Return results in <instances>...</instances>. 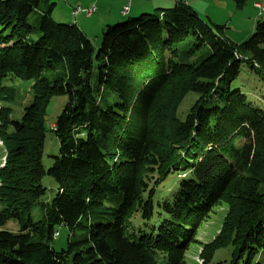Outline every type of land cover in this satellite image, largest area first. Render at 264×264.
Wrapping results in <instances>:
<instances>
[{
    "label": "trees",
    "instance_id": "obj_1",
    "mask_svg": "<svg viewBox=\"0 0 264 264\" xmlns=\"http://www.w3.org/2000/svg\"><path fill=\"white\" fill-rule=\"evenodd\" d=\"M48 1L0 0V103L16 96L2 79L32 82L20 121L10 107L0 111V264H184L199 226L222 205L202 264L225 249L227 264H264V111L230 88L242 64L264 84V20L234 44L174 0L108 25L96 50L75 22L52 19V5L35 27L27 23ZM247 1L232 0L237 8ZM203 48L198 64L176 60ZM188 93L199 98L178 121ZM55 96L67 102L51 125L58 149L45 169L44 120ZM44 175L57 186L45 203ZM36 204L44 215L33 222ZM60 227L68 236L56 251Z\"/></svg>",
    "mask_w": 264,
    "mask_h": 264
},
{
    "label": "rangeland",
    "instance_id": "obj_2",
    "mask_svg": "<svg viewBox=\"0 0 264 264\" xmlns=\"http://www.w3.org/2000/svg\"><path fill=\"white\" fill-rule=\"evenodd\" d=\"M258 3L264 8V0H248L242 8H237L232 0H188V6L191 7L198 17L205 22H209L215 26L222 28L223 36L234 44H239L251 36L255 30L256 23L264 20V12H261L255 4ZM52 5L51 17L56 22L72 23L76 18L78 26L83 30L86 37L92 42L97 50L100 46V37L106 31L107 26H114L125 21L129 17H137L141 14H152L158 9L172 8L174 0H49L43 2L39 8H36L28 18L27 23L33 27L36 26V20L42 10ZM128 5L129 15L120 14L123 6ZM79 6L82 9L94 6L95 12L90 17H85L81 12L76 17H71L70 9ZM36 38V35L33 36ZM192 42V38L187 37L180 44L187 47ZM207 48L196 51L193 55L185 57H177V61L185 64H198L207 54ZM45 77L52 79L55 73L45 72ZM2 85L11 87L15 90V99L10 104L0 103V111L6 107L11 108L10 118L20 121L24 113V109L32 101L30 93L32 82L29 80H19L10 76L2 79ZM231 89H239L246 97L254 102L260 109L264 111V84H262L258 76L245 64L240 65L238 74L234 81L230 83ZM199 98L195 93H188L180 102L175 112L178 121H183L193 103ZM66 96H55L50 100L46 110L44 127L46 129L41 163L47 169L52 164V156L57 155L58 144L51 132V125L55 118L61 113L66 104ZM204 105L210 106V100L205 101ZM6 152L0 141V169L4 166ZM41 185L46 189L44 196L40 202H49L56 192V184L51 177L44 175L41 179ZM226 213L225 206H219L213 209L205 221L199 226L196 234V243L192 244L185 253L184 264H202L200 253L202 247L214 240L218 235L223 217ZM44 215V208L40 204H36L30 211L33 222L39 221ZM105 221V220H100ZM136 220L134 221V223ZM6 229L15 231L16 227L13 223H7ZM57 237L52 244L56 251H59L66 244L68 230L60 227L57 230ZM230 259L229 249L217 250L209 264H227ZM264 261V255L262 256Z\"/></svg>",
    "mask_w": 264,
    "mask_h": 264
},
{
    "label": "built area",
    "instance_id": "obj_3",
    "mask_svg": "<svg viewBox=\"0 0 264 264\" xmlns=\"http://www.w3.org/2000/svg\"><path fill=\"white\" fill-rule=\"evenodd\" d=\"M187 0H184V2H186ZM255 6L261 11L264 12V8L256 3ZM83 13L85 17H90L94 12H95V7H89V8H85L82 9L79 6L75 7L72 9L71 11V16L76 17L79 13ZM128 13V5H125L122 9H121V15H127Z\"/></svg>",
    "mask_w": 264,
    "mask_h": 264
},
{
    "label": "crops",
    "instance_id": "obj_4",
    "mask_svg": "<svg viewBox=\"0 0 264 264\" xmlns=\"http://www.w3.org/2000/svg\"><path fill=\"white\" fill-rule=\"evenodd\" d=\"M187 3H188V0L186 1ZM124 7V6H123ZM72 11V9H70L69 10V12H71ZM71 15V14H70ZM127 15H129V7H128V13H127ZM126 15V16H127ZM72 17V16H71ZM120 17H122V15H121V11H120V14L117 16V18L116 19H119ZM73 22H75L76 24H77V21H76V18L74 19L73 18ZM78 25V24H77Z\"/></svg>",
    "mask_w": 264,
    "mask_h": 264
}]
</instances>
